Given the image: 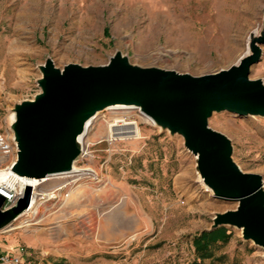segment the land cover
Returning <instances> with one entry per match:
<instances>
[{
    "label": "rangeland",
    "instance_id": "obj_1",
    "mask_svg": "<svg viewBox=\"0 0 264 264\" xmlns=\"http://www.w3.org/2000/svg\"><path fill=\"white\" fill-rule=\"evenodd\" d=\"M261 29L264 0H0V130L9 131L13 104L38 91L37 65L46 57L56 67L98 65L118 50L139 66L199 75L233 63L246 48L247 34ZM260 48L248 78L264 82V44ZM207 122L230 140L238 167L264 181V117L221 111ZM118 123L132 124L135 132L116 130ZM82 139L88 154L74 163L80 178L65 189L90 185L102 212L117 216L122 207L127 215L140 214L143 223L102 245L101 252L86 250L84 260L51 264H264V250L227 225V241L212 244L208 257L196 256L192 237L209 227L215 212L236 202L204 190L180 135H169L131 107L99 111ZM64 178H45V188ZM69 193L56 204L70 203ZM55 202L46 200L38 210Z\"/></svg>",
    "mask_w": 264,
    "mask_h": 264
},
{
    "label": "water",
    "instance_id": "obj_2",
    "mask_svg": "<svg viewBox=\"0 0 264 264\" xmlns=\"http://www.w3.org/2000/svg\"><path fill=\"white\" fill-rule=\"evenodd\" d=\"M246 39L247 50L233 63L199 75L139 66L118 50L98 65L68 62L56 67L46 57L37 65L38 91L10 110L13 118L7 127L15 147L10 169L31 178L75 172L82 152L78 137L85 133L86 122L108 106L136 107L161 130L182 137L183 147L193 155L196 179L212 196L236 202L233 209L215 212L206 230L236 227L241 239L264 250V181L238 167L230 140L207 122L221 111L264 117V82L248 78L260 57L264 30L249 32ZM29 195L30 186L25 185L7 208H1L0 195V230L21 215Z\"/></svg>",
    "mask_w": 264,
    "mask_h": 264
},
{
    "label": "crops",
    "instance_id": "obj_3",
    "mask_svg": "<svg viewBox=\"0 0 264 264\" xmlns=\"http://www.w3.org/2000/svg\"><path fill=\"white\" fill-rule=\"evenodd\" d=\"M69 196L71 202L64 206L55 202L37 209L34 226L0 234V252L13 253L23 246L24 264L84 260L86 250L87 255L101 252L102 245L115 243L125 230L143 223L140 214L127 215L122 207L117 216L114 210L102 212L90 185L76 184Z\"/></svg>",
    "mask_w": 264,
    "mask_h": 264
},
{
    "label": "built area",
    "instance_id": "obj_4",
    "mask_svg": "<svg viewBox=\"0 0 264 264\" xmlns=\"http://www.w3.org/2000/svg\"><path fill=\"white\" fill-rule=\"evenodd\" d=\"M86 149V147L83 148L80 156L88 154ZM14 158L15 147L11 132L0 130V195L3 197L1 208H7L13 204L21 195L23 187L30 186L28 205L19 216V218L22 217L20 220L23 225H29L34 220L37 210H33V207L38 201H41L40 204L46 200L55 202L59 197L67 196L65 188L80 178L73 175L74 172L63 174L66 176L58 185L41 191L40 186L45 182L46 177L31 178L14 173L10 169ZM23 254V246H19L13 253L0 252V264H24Z\"/></svg>",
    "mask_w": 264,
    "mask_h": 264
},
{
    "label": "trees",
    "instance_id": "obj_5",
    "mask_svg": "<svg viewBox=\"0 0 264 264\" xmlns=\"http://www.w3.org/2000/svg\"><path fill=\"white\" fill-rule=\"evenodd\" d=\"M229 237V231L225 226H218L211 230H201L192 237L191 243L196 256L199 259L209 256V247L215 242H225Z\"/></svg>",
    "mask_w": 264,
    "mask_h": 264
},
{
    "label": "bare ground",
    "instance_id": "obj_6",
    "mask_svg": "<svg viewBox=\"0 0 264 264\" xmlns=\"http://www.w3.org/2000/svg\"><path fill=\"white\" fill-rule=\"evenodd\" d=\"M247 50V47L245 48V50L244 51H246ZM114 108H131V106H129V105H122V104H117V105H113V106H108V107H106V109L107 110H109V109H114ZM8 114H9V116H8V122H10L11 120H12V118H13V112L12 111H9L8 112ZM251 116V115H250ZM94 118V117H93ZM93 118H91V119H89L87 122H86V127H85V133H86V131L88 130V127L91 125V123H92V120H93ZM147 118V117H146ZM151 123H152V121L149 119V118H147ZM115 128H116V130H119V131H123V132H129V133H134L135 132V127L132 125V124H130V123H118V124H116L115 125ZM106 130H107V128H106ZM84 133V134H85ZM84 134L82 135V137H81V135L78 137V139L79 140H81V144H82V150H83V148H84V141H83V137H84ZM77 171H75L73 174L75 175V174H78L81 170L80 169H76ZM55 176H59V175H55ZM61 176H64L63 174H61ZM66 176V175H65ZM50 177H54V176H50ZM46 178H49V177H46ZM45 183H43L42 184V186H40V189L39 190H41V191H43V189H44V191L46 190V189H49V188H45L46 187V185H44ZM47 184V183H46ZM204 190H208V188H206V189H204ZM40 202L41 201H38L35 205H34V207H33V210H37L38 209V207H39V204H40ZM59 205V204H58ZM18 219H19V217L16 219V221L14 222V223H12V225H10V226H8V227H6V228H8L9 230H11V229H15V228H20V227H22V221H18ZM5 228V229H6ZM4 230V229H3Z\"/></svg>",
    "mask_w": 264,
    "mask_h": 264
}]
</instances>
